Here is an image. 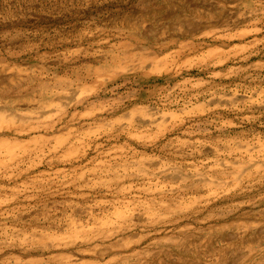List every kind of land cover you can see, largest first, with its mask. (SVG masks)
I'll use <instances>...</instances> for the list:
<instances>
[{"label": "rangeland", "instance_id": "1", "mask_svg": "<svg viewBox=\"0 0 264 264\" xmlns=\"http://www.w3.org/2000/svg\"><path fill=\"white\" fill-rule=\"evenodd\" d=\"M146 263L264 264V0H0V264Z\"/></svg>", "mask_w": 264, "mask_h": 264}, {"label": "bare ground", "instance_id": "2", "mask_svg": "<svg viewBox=\"0 0 264 264\" xmlns=\"http://www.w3.org/2000/svg\"><path fill=\"white\" fill-rule=\"evenodd\" d=\"M59 133V132H58ZM61 133V132H60ZM63 137V136H62ZM117 178V177H116ZM191 184V183H190ZM187 185H188V183H187ZM193 185V184H192ZM199 187V186H198ZM161 202V201H160ZM150 205V204H149ZM127 210V209H126ZM152 211V210H151ZM118 212H120V213H118ZM117 213H118V218L121 220V219H123L124 221H122V222H120V223H118L119 225H118V227H117V229H116V231H118V229H121V230H123L124 228H126L127 229V227H130V225H132L131 223H129V224H127L126 222H132L133 221V217H132V215L131 216H127L126 214H124V213H122L121 211H118ZM122 213V214H121ZM127 213H128V211H127ZM153 213V212H152ZM101 221V220H100ZM105 221H107V220H105ZM110 221V220H109ZM115 221V220H114ZM10 222V221H9ZM106 223V222H105ZM109 223V222H108ZM112 223V222H111ZM116 225V224H115ZM6 226V225H5ZM16 228V227H15ZM93 228V227H92ZM19 229V228H18ZM111 230V229H110ZM114 231V230H113ZM101 232V231H100ZM111 232V231H110ZM47 233V232H46ZM99 233V232H98ZM138 233V232H137ZM28 234V233H27ZM42 235V234H41ZM36 236V235H35ZM47 236V235H46ZM37 237V236H36ZM73 237V236H72ZM57 238V237H56ZM60 238V237H59ZM44 239V238H43ZM125 240H126V238H125ZM128 241V240H127ZM40 242V241H39ZM61 242V241H60ZM32 243V242H31ZM45 243V242H44ZM34 244V243H33ZM55 244V243H54ZM65 244V243H64ZM63 244V245H64ZM56 245V244H55ZM58 245V244H57ZM92 245V244H91ZM21 246V245H20ZM39 246V245H38ZM60 246V245H59ZM41 247V246H40ZM91 247V246H90ZM107 249V248H106ZM103 250V249H102ZM101 250V251H102ZM97 251V250H96ZM154 254V253H153ZM156 254V253H155ZM158 254V253H157ZM95 255V254H94ZM101 260V259H100ZM178 260H179V258H178ZM149 262V261H148ZM166 263V262H165ZM147 264V263H146ZM178 264V263H177Z\"/></svg>", "mask_w": 264, "mask_h": 264}]
</instances>
